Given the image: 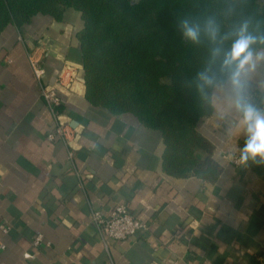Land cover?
Wrapping results in <instances>:
<instances>
[{"label": "crops", "instance_id": "0c3cea01", "mask_svg": "<svg viewBox=\"0 0 264 264\" xmlns=\"http://www.w3.org/2000/svg\"><path fill=\"white\" fill-rule=\"evenodd\" d=\"M79 23L74 11L63 21L40 14L0 31V264H264V175L233 162L245 135L228 80L213 91V114L198 123L219 176H171L159 130L86 98ZM30 53L41 55L49 83L66 63L77 67L60 108L78 132L69 147L47 137L55 123ZM262 85L264 62L247 83L264 109ZM116 203L148 229L105 244L91 212L109 214Z\"/></svg>", "mask_w": 264, "mask_h": 264}, {"label": "trees", "instance_id": "16d2710c", "mask_svg": "<svg viewBox=\"0 0 264 264\" xmlns=\"http://www.w3.org/2000/svg\"><path fill=\"white\" fill-rule=\"evenodd\" d=\"M70 11L81 22L75 34L88 101L116 115L132 113L159 130L167 174L215 180L221 165L198 123L213 114V91L227 81L223 54L213 55L218 45L203 32L199 43L184 38L178 25L187 20L203 28L214 20L228 37L227 49L245 20L249 31L264 34V0H0V31L20 29L40 14L63 21ZM201 74L214 77V84H205ZM248 164L264 175V167Z\"/></svg>", "mask_w": 264, "mask_h": 264}, {"label": "clouds", "instance_id": "9594fccd", "mask_svg": "<svg viewBox=\"0 0 264 264\" xmlns=\"http://www.w3.org/2000/svg\"><path fill=\"white\" fill-rule=\"evenodd\" d=\"M178 27L182 36L192 42L199 43L203 32L210 42L218 45L213 48V55L223 54L221 71L227 74L234 106L241 117V133L245 135L244 145L240 149V161L244 165L251 162L264 167V109L252 103L247 92L248 80L257 71L259 64L264 62V50L257 51L254 48L257 43L264 45V34L249 31V21L245 20L232 33L235 38L231 40L230 46L224 49L222 45L228 37L220 35L219 25L214 20L206 21L203 28L200 24L182 20ZM201 78L205 84H214V77L201 74ZM231 131L228 129L229 134Z\"/></svg>", "mask_w": 264, "mask_h": 264}, {"label": "built area", "instance_id": "2783aa9c", "mask_svg": "<svg viewBox=\"0 0 264 264\" xmlns=\"http://www.w3.org/2000/svg\"><path fill=\"white\" fill-rule=\"evenodd\" d=\"M29 60L33 73L40 84L41 96L49 108L55 123L53 130L47 134V137L51 141L59 138L69 147L78 132L64 119L60 108L63 102V95L71 92L74 88L77 67L74 64L66 63L57 79L49 83L45 80L46 69L41 55L30 53ZM248 95L251 102L258 97V93L255 91L248 92ZM68 155L70 159L73 158L71 149H68ZM239 157V154L233 156V162L237 165L243 164ZM91 222L105 244H107L109 239L124 240L138 236L148 229V225L136 217L125 203H116L109 214H104L101 210H93L91 212ZM2 229L8 232L10 228L2 224ZM41 241L42 235H37L34 239V244L37 246ZM0 248H3V245Z\"/></svg>", "mask_w": 264, "mask_h": 264}, {"label": "rangeland", "instance_id": "374dc122", "mask_svg": "<svg viewBox=\"0 0 264 264\" xmlns=\"http://www.w3.org/2000/svg\"><path fill=\"white\" fill-rule=\"evenodd\" d=\"M80 25H81V22L79 23V25H77V27L75 29H78Z\"/></svg>", "mask_w": 264, "mask_h": 264}]
</instances>
